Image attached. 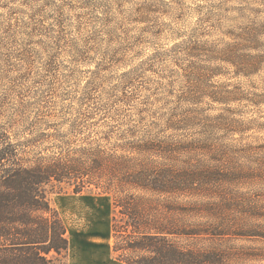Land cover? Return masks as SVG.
I'll use <instances>...</instances> for the list:
<instances>
[{
  "label": "rangeland",
  "instance_id": "obj_1",
  "mask_svg": "<svg viewBox=\"0 0 264 264\" xmlns=\"http://www.w3.org/2000/svg\"><path fill=\"white\" fill-rule=\"evenodd\" d=\"M0 100L2 120L18 140L36 137L37 155L54 143L109 149L130 130L153 151L122 163L177 180L168 196L108 170L79 193L80 182L54 183L69 242L61 264L89 252L123 264L111 220L124 224L120 201L132 193L164 223L232 225L234 261L264 264L245 259L264 254V0H0ZM204 204L222 215H192ZM208 241L180 243L221 244Z\"/></svg>",
  "mask_w": 264,
  "mask_h": 264
},
{
  "label": "trees",
  "instance_id": "obj_2",
  "mask_svg": "<svg viewBox=\"0 0 264 264\" xmlns=\"http://www.w3.org/2000/svg\"><path fill=\"white\" fill-rule=\"evenodd\" d=\"M2 112L0 100V264H61L55 255L62 256L69 242L65 224L49 199L54 183L80 182L79 187L75 185L73 189L79 193L93 177L108 170L114 171L116 176L121 175V179L123 174V183L138 189L166 196L174 191L177 180L167 170L150 176L148 170L152 169L147 164L132 168L122 163L125 157L134 160L153 151L147 147L148 143L134 141L130 130L123 132L128 142H117L107 147L109 149H102L93 142L67 149L54 143L52 151L37 155L33 152L36 137L18 140L2 120ZM20 116L19 128L25 129L32 124L27 116ZM41 125L44 124L39 121L38 126ZM103 138L110 139L108 135ZM144 199L147 198L133 193L122 199L119 212L126 221L120 227L115 218L111 220V235L125 240L122 245L116 242L111 247L117 253L116 260L125 264H239L233 259V248L226 246L231 228L234 229L232 225L201 220L188 229L176 219V223H164L150 214V210L146 213L142 209ZM166 204V209L173 208L170 201ZM189 208L192 215L198 216L222 212L210 204L190 205ZM146 226L147 231H142ZM183 237L192 240L203 237L210 243L220 241L222 245L217 248V245L202 244L186 246L180 243ZM255 258L264 260V254L245 253V259Z\"/></svg>",
  "mask_w": 264,
  "mask_h": 264
},
{
  "label": "bare ground",
  "instance_id": "obj_3",
  "mask_svg": "<svg viewBox=\"0 0 264 264\" xmlns=\"http://www.w3.org/2000/svg\"><path fill=\"white\" fill-rule=\"evenodd\" d=\"M89 253L80 256V261L84 264H101V261L99 259L92 257V255H89Z\"/></svg>",
  "mask_w": 264,
  "mask_h": 264
},
{
  "label": "crops",
  "instance_id": "obj_4",
  "mask_svg": "<svg viewBox=\"0 0 264 264\" xmlns=\"http://www.w3.org/2000/svg\"><path fill=\"white\" fill-rule=\"evenodd\" d=\"M107 264V263H106ZM124 264V263H123Z\"/></svg>",
  "mask_w": 264,
  "mask_h": 264
}]
</instances>
